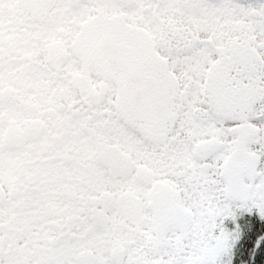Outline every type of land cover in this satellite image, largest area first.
<instances>
[{"label": "snow or ice", "instance_id": "snow-or-ice-1", "mask_svg": "<svg viewBox=\"0 0 264 264\" xmlns=\"http://www.w3.org/2000/svg\"><path fill=\"white\" fill-rule=\"evenodd\" d=\"M0 264H264V0H0Z\"/></svg>", "mask_w": 264, "mask_h": 264}]
</instances>
